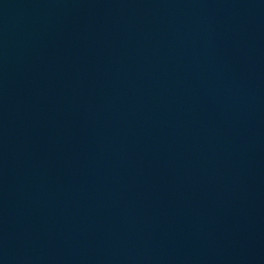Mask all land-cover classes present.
<instances>
[{"label":"water","instance_id":"water-1","mask_svg":"<svg viewBox=\"0 0 264 264\" xmlns=\"http://www.w3.org/2000/svg\"><path fill=\"white\" fill-rule=\"evenodd\" d=\"M264 49V0H0V264H149Z\"/></svg>","mask_w":264,"mask_h":264}]
</instances>
